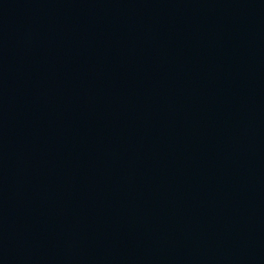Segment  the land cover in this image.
I'll return each mask as SVG.
<instances>
[{
    "label": "water",
    "instance_id": "obj_1",
    "mask_svg": "<svg viewBox=\"0 0 264 264\" xmlns=\"http://www.w3.org/2000/svg\"><path fill=\"white\" fill-rule=\"evenodd\" d=\"M0 264H264V0H0Z\"/></svg>",
    "mask_w": 264,
    "mask_h": 264
}]
</instances>
